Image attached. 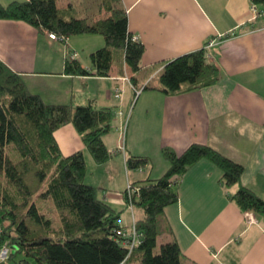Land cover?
<instances>
[{"label":"crops","instance_id":"1","mask_svg":"<svg viewBox=\"0 0 264 264\" xmlns=\"http://www.w3.org/2000/svg\"><path fill=\"white\" fill-rule=\"evenodd\" d=\"M12 1L0 0L4 5ZM121 1L129 31L144 44L137 72L120 50L112 49L109 75H95L90 54L106 45L102 35H74L65 44L21 20L0 19V60L47 103L93 104L112 111L111 130L104 136L111 156L104 163L96 162L73 124L54 135L63 155L84 153L85 182L99 188V198L120 212V226L142 219L143 211L127 204L125 193L133 182L159 178L168 170L163 148L181 154L193 143L205 144L243 165L240 184L231 188L211 160L191 165L174 186L178 201L165 209L172 234L161 239L177 240L184 264H264V216L254 213L255 222H249L247 211L230 199L241 185L264 199V17L256 16L251 0ZM76 2L57 4L66 19L90 17L77 11ZM108 16L99 5V13L89 19ZM210 41L214 45L208 49ZM202 48L220 70L216 83L174 95L144 89L158 85L166 62ZM73 52L91 75L64 72ZM118 88L122 92L116 97ZM129 155L149 157L150 163L129 170Z\"/></svg>","mask_w":264,"mask_h":264},{"label":"trees","instance_id":"2","mask_svg":"<svg viewBox=\"0 0 264 264\" xmlns=\"http://www.w3.org/2000/svg\"><path fill=\"white\" fill-rule=\"evenodd\" d=\"M251 1L259 8L257 17H264V0ZM57 2H0V19L21 20L40 33L46 31L66 38L100 34L106 45L90 54L95 75H109L112 49L123 53L134 72L140 70L144 44L132 40L121 0H104L110 16L98 21L76 16L66 19ZM207 55L202 48L169 60L158 77V85L148 84L144 89L174 95L216 83L220 70ZM64 72L92 74L76 59L66 61ZM112 118L110 109H97L93 104L45 102L27 88L20 73L0 60V249H10L4 264H184L176 239L160 242V238L172 234L165 209L178 201L175 184L202 158L222 170V182L227 188L240 184L244 166L205 144L193 143L181 154L163 148L170 164L168 170L159 178L133 182L135 192L131 197L125 193L126 203L136 205L144 213L136 222L143 242L128 256L119 232L128 227L118 224L120 212L99 198V188L85 182L84 153L63 155L54 135L61 126L73 124L96 162L104 163L111 156L104 136L111 130ZM9 148L18 160L11 156ZM149 163L146 156L129 155L127 159L129 170L142 169ZM36 197L51 201L59 216V227H53ZM230 199L243 211L264 216V199L250 188L241 185ZM18 253L24 258L16 261Z\"/></svg>","mask_w":264,"mask_h":264},{"label":"built area","instance_id":"3","mask_svg":"<svg viewBox=\"0 0 264 264\" xmlns=\"http://www.w3.org/2000/svg\"><path fill=\"white\" fill-rule=\"evenodd\" d=\"M252 7H253V10L257 16L258 10H259L258 6L255 4H252ZM263 13H264V11H263ZM50 37L52 39H57V40L65 43V44H67V41H68V38H66L65 36H58L54 33H50ZM131 38L133 41H139V37L137 35L132 34ZM213 45H214V41H210L207 44L206 48L209 49ZM77 56H78V53L73 52L70 57H71V59H75ZM135 90H136V94L140 93V90H138L136 88H135ZM121 91L122 90L120 88L116 89V94H115L116 97L120 96ZM121 114H122L121 112H114V115H121ZM124 133L125 132H123V134ZM120 149H124V136L122 138V143H121ZM127 192L129 193L130 197L135 192V189L131 186V184L128 186ZM130 206H133V205L130 204ZM246 216L248 217L249 222H251V223L255 222V216H254L253 212L247 211ZM1 231H2V227L0 225V233H1ZM119 232H120V235L122 238V244L128 248V256H129L132 253L133 249L143 242V236L137 230L136 222H133V224L130 227L123 229V230H120ZM9 255H10V249L7 246L2 247L0 249V264H4L7 261V259L9 258Z\"/></svg>","mask_w":264,"mask_h":264},{"label":"rangeland","instance_id":"4","mask_svg":"<svg viewBox=\"0 0 264 264\" xmlns=\"http://www.w3.org/2000/svg\"><path fill=\"white\" fill-rule=\"evenodd\" d=\"M75 1H77L76 2V4H77L76 5L77 11L78 10L79 11L80 10L81 11H84L85 10V14L87 16H90V17L93 16L94 14H98L99 13V5L100 6L103 5L104 6V9H106V5H105L104 0H75ZM78 2L80 4H78ZM90 17H88V18H90ZM100 38L103 39V36H100L99 39ZM79 52H82L81 49H80ZM127 124H128V117H126L125 127H123L124 129L122 130L123 132L126 131ZM111 135H113V134H111ZM9 153L11 154V156L15 160H18V158L16 157V155L14 154V152H13V150L11 148H9ZM45 186H44V188H45ZM36 202L39 205V207L41 208V211L46 214V217H49V218L52 219V225H53V227H55V228L59 227V225H58L59 224V220H58L59 219V216H58V213H57L56 209L53 207L51 201L50 200H41V199H39V198L36 197ZM161 241H162V239L160 238V242ZM22 258H24V256L21 253H18L15 256V260L16 261H19Z\"/></svg>","mask_w":264,"mask_h":264}]
</instances>
